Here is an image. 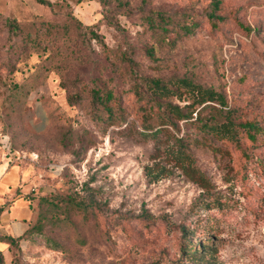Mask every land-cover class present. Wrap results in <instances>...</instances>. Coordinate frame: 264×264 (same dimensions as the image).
I'll return each instance as SVG.
<instances>
[{
  "label": "rangeland",
  "instance_id": "1",
  "mask_svg": "<svg viewBox=\"0 0 264 264\" xmlns=\"http://www.w3.org/2000/svg\"><path fill=\"white\" fill-rule=\"evenodd\" d=\"M49 1L0 0V168L15 178L0 204L31 200L2 264H264V138L245 155L197 122L168 126L201 187L178 168L154 178L166 158L142 136L166 102H187L155 101L150 77L211 87L234 117L264 125V0ZM140 7L199 24L154 31ZM92 87L112 93V112L93 106Z\"/></svg>",
  "mask_w": 264,
  "mask_h": 264
},
{
  "label": "trees",
  "instance_id": "2",
  "mask_svg": "<svg viewBox=\"0 0 264 264\" xmlns=\"http://www.w3.org/2000/svg\"><path fill=\"white\" fill-rule=\"evenodd\" d=\"M36 1L47 6H53V3L49 0ZM145 2L146 0L143 1V3ZM213 3L214 7L217 8L219 1L214 0ZM139 10L148 28L161 33L176 29L181 35H188L192 34L195 30V26L199 24L194 20L191 22H188V20L182 22L175 20L172 14L161 10L146 12L144 7H140ZM209 18H215L214 13H210ZM4 24L13 33H18L19 25L15 20L6 18ZM91 33L92 38H98L96 32L91 31ZM130 61L132 62L131 59ZM146 85L149 89V94L152 95L157 102L161 99L171 97H175L179 101H187L183 105L166 102L163 111L157 115L158 123L155 126H144L142 136L153 139L154 151L159 155L163 152L166 158L165 163H161L160 160L154 161L155 164L153 166L156 169L153 174V169L149 168V171H147L149 176L153 174L152 176L158 179L171 173L173 168H178L187 175L191 181L197 183L199 186L207 187L209 185L210 181L205 173L195 166L191 153L187 151V144L183 142V137L173 132L171 133V131L168 130V126L174 130L175 128L177 129L179 121L197 122V128H199L200 131L215 138L227 140L234 144L239 150L245 149L246 152L243 153L245 155L248 154V149L257 146V144L263 141L264 125H261L257 119L243 120L234 117V110L228 104L225 95L211 87H204L199 83L185 78L164 80L150 77L146 79ZM74 97L75 95H71L70 99ZM90 97L93 106L104 109L109 113L112 112L110 102L114 99V96L109 90L102 91L101 89L92 87L90 89ZM195 111L197 117L193 119L192 113ZM203 112L207 114L202 115ZM164 134H169L168 137L170 142L168 144L161 143V138ZM247 144L249 148H247ZM157 156L158 155H155L154 159L157 158ZM168 157L174 160L173 164H169V161L167 162ZM26 199L30 205L31 200L28 197ZM5 204L6 202L0 204V214L4 210ZM65 204V208L75 206L77 209H82L87 207L85 202L75 200L68 201ZM38 227H41L40 223L33 225L31 228ZM15 241V237L10 234L0 233V242L11 245L14 244ZM186 250L188 252L198 251V249H190V246L185 247L184 251ZM2 263L3 256L0 251V264Z\"/></svg>",
  "mask_w": 264,
  "mask_h": 264
},
{
  "label": "crops",
  "instance_id": "3",
  "mask_svg": "<svg viewBox=\"0 0 264 264\" xmlns=\"http://www.w3.org/2000/svg\"><path fill=\"white\" fill-rule=\"evenodd\" d=\"M14 181V174H6L5 169L0 168V200L7 190L12 191ZM27 202L23 198H18L1 212L0 228H3L4 233L18 236L27 228V221L31 216L29 203Z\"/></svg>",
  "mask_w": 264,
  "mask_h": 264
}]
</instances>
